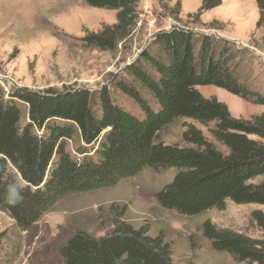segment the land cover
Instances as JSON below:
<instances>
[{
    "label": "trees",
    "instance_id": "obj_1",
    "mask_svg": "<svg viewBox=\"0 0 264 264\" xmlns=\"http://www.w3.org/2000/svg\"><path fill=\"white\" fill-rule=\"evenodd\" d=\"M140 1L83 0L90 7L115 10L116 22L85 31L82 40L115 52L133 35ZM255 1L256 31L264 45V0ZM222 4L202 0L195 16ZM181 8L178 1L172 13L177 21ZM240 53L228 39L175 25L142 48L126 67V76L115 78L113 91L18 88L6 96L0 85V209L29 230L68 194L114 186L145 168L175 169L156 199L181 215L224 210L227 201L264 206V114L236 118L226 103L199 90L216 86L264 106V93L240 78ZM180 119L190 121L183 144L160 140ZM69 144L78 146L79 157L72 155ZM10 186L20 190L22 201L9 202ZM252 219L262 238L211 221L203 223V234L213 249L239 262L264 264V211L255 210ZM1 244L0 236V249ZM60 254L58 264H174L162 235L152 236L145 227L120 220L105 235L75 231Z\"/></svg>",
    "mask_w": 264,
    "mask_h": 264
},
{
    "label": "rangeland",
    "instance_id": "obj_2",
    "mask_svg": "<svg viewBox=\"0 0 264 264\" xmlns=\"http://www.w3.org/2000/svg\"><path fill=\"white\" fill-rule=\"evenodd\" d=\"M178 1L182 8L177 21L172 13ZM222 1L221 6L197 18L202 0H141L133 35L110 52L88 46L82 37L85 31H98L105 24L115 23V10L90 7L83 0H0V85L6 96L18 88H85L97 92L108 87L113 91L115 78L126 76V67L158 32L180 25L198 34L228 39L235 49L243 50L238 59L240 78L251 89L264 93V45L256 31V1ZM199 90L205 97L226 103L236 118L264 114L263 105L222 88L200 86ZM189 122L175 121L160 134V140L182 145L185 123ZM196 125L215 142L206 127ZM78 146H68L75 157H79ZM174 175L173 168H145L114 186L68 194L29 230L19 228L0 209V264H58L62 261L60 247L75 231L105 235L117 220L135 228L145 227L152 236L162 235L171 246L174 264H247L213 249L202 225L211 221L220 228L262 238L252 213L264 211V206L227 201L224 210L181 215L163 208L156 199Z\"/></svg>",
    "mask_w": 264,
    "mask_h": 264
},
{
    "label": "clouds",
    "instance_id": "obj_3",
    "mask_svg": "<svg viewBox=\"0 0 264 264\" xmlns=\"http://www.w3.org/2000/svg\"><path fill=\"white\" fill-rule=\"evenodd\" d=\"M9 197L10 203H18L22 201L23 197L20 194V190L16 189L14 186H10L9 188Z\"/></svg>",
    "mask_w": 264,
    "mask_h": 264
}]
</instances>
